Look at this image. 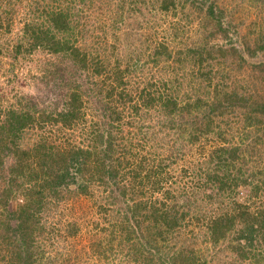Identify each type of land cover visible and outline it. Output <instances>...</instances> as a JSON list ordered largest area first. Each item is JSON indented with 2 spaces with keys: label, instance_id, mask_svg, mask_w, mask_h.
<instances>
[{
  "label": "trees",
  "instance_id": "obj_1",
  "mask_svg": "<svg viewBox=\"0 0 264 264\" xmlns=\"http://www.w3.org/2000/svg\"><path fill=\"white\" fill-rule=\"evenodd\" d=\"M187 1L152 0L153 6L159 2L153 14L178 11ZM44 8L43 21L36 13L37 18L25 22L16 55L23 47L55 55L42 79L66 89L64 102L40 107L30 96L21 100V107L12 102L0 106V225L6 223L10 234L4 237L19 247L15 263L35 264L40 259L33 236L43 225L45 191L59 199L66 188L75 194L98 193L100 209L110 217L108 248L127 247L123 259L131 264H210L209 260H222L220 253L231 256L232 264H264V204H250V197L264 190V96H258L259 87L249 89L251 80L237 77L246 61L240 48L232 45L225 53L223 45L207 38L192 47L172 46L183 31L179 26V32L165 31L151 48V34L145 42L134 31L127 34V43L119 36L110 42L101 30L84 36L88 21L82 19L90 15L88 7L75 13L60 6ZM206 8L218 22L217 33L226 36L221 33L226 31L222 9L213 2ZM257 43L254 53L264 52V34ZM230 54L237 63L225 66ZM188 59L194 70L178 73V64L185 66ZM255 67L264 80V62ZM156 72L165 78L158 80ZM186 122L198 127L185 134ZM150 128V133L144 130ZM208 133L220 144L209 153L206 174L192 182L196 191L191 196L192 184L178 185L169 168ZM152 135L166 140L168 151L152 156L142 152L138 158L134 147H143ZM29 180L37 181L26 185ZM240 193L249 201L239 199ZM185 195L183 204L198 211L205 201L232 198L215 212L196 216L197 224L208 229L214 250L197 246L201 244L194 232L178 244L180 227L193 221L186 219L190 212L179 204V196ZM12 200H18L15 209L10 208ZM145 219L153 222L147 225ZM123 223L127 225L119 230ZM144 228L147 233L140 236Z\"/></svg>",
  "mask_w": 264,
  "mask_h": 264
},
{
  "label": "rangeland",
  "instance_id": "obj_2",
  "mask_svg": "<svg viewBox=\"0 0 264 264\" xmlns=\"http://www.w3.org/2000/svg\"><path fill=\"white\" fill-rule=\"evenodd\" d=\"M202 1L204 4H200V0H188L185 6L179 5L178 11L177 9L170 12L159 11L153 14L155 6L160 1L155 2L153 6L151 4L152 0H0V106L6 107L12 102L15 107H21L23 105L21 100L24 102L30 96L37 98L40 107L45 105L57 107L64 102L62 94L66 92V89L59 88L53 80L50 81V84H47L42 79V74L46 72L49 62L56 60L55 55H50L49 52L41 48L28 51L25 47L22 48L21 53L16 55L17 46L22 42V37L25 35V22L28 19L37 18L34 16L36 13H41L42 18L39 19L43 21V17L46 16L42 11L44 6L45 8L60 6L73 13L81 8L88 7L91 11L90 15L82 19L84 22L88 21V28H86L84 36L90 37L92 31L96 30L98 32V30H101V34L108 36L107 40L110 42H117L116 39L119 36L127 43V34L134 31L142 34L144 40L146 34H151L148 41V46L151 48L154 46L156 39L160 38L165 31L168 34L179 32L177 30V26H179L183 31L176 35L171 43L172 46L178 44L184 48L192 47L197 43H203L206 38L217 46L223 45L225 53L231 51L230 46H238L246 61L243 62V68L240 71L238 70L237 77L241 78L242 82L251 80L252 83L249 89L259 87L261 91H258V96L263 97L264 86L262 85H264V80L262 72L255 69V64L264 62V52L257 51V53H254V50L257 48L258 39L264 34V0ZM210 2L222 9H220L219 14H222L221 22L223 24H221L226 31L222 30L221 33L227 32L226 36L217 33L218 22L207 15L206 7ZM37 7L40 11H35ZM101 18L105 19L106 25H104ZM96 24H100L98 25L100 26L99 29L94 27ZM185 24L186 29H184ZM138 26H141L142 29ZM213 33L215 35H212ZM151 50L145 49L146 53ZM145 56L142 55V57ZM225 58H228L225 66L231 61L234 65L238 60L236 57H232L231 54ZM211 62L216 64L215 60H211ZM184 63L185 66L178 64L180 66L178 73H185L189 68H192L193 61L189 64L188 59ZM195 68H197L196 65ZM155 76L158 80L165 78L159 72H156ZM81 81L80 77L79 82ZM87 84L90 86L89 83ZM193 127L198 126L186 122L182 127V132L188 134V128L194 131ZM144 130L150 133L152 128ZM142 136L143 133L141 132L139 137L142 138ZM159 136L152 135L151 138L144 141L143 147L142 145L134 147V151H138V158H140L142 152L152 156L155 152L168 151L166 140ZM217 144H220V141H218L217 136H214V133L203 135L201 141L189 147L184 156L170 166L169 172L177 179L178 185H184L187 188L189 183L192 184V187H189V191L192 190L191 196L196 191L192 182H195L200 174H206L205 170L208 168L210 159L208 158L209 153ZM11 162L12 159H9L7 166ZM21 180L25 181L23 177ZM36 181L29 180L26 185H33ZM172 181L174 182L173 179ZM63 191L64 195L59 199L56 198L53 192L45 191L48 203L45 204L41 217L43 225H40L39 230L33 236L40 258L35 261V264H131L132 261L123 259L127 247L122 248V250L116 246L113 249L108 248L110 244L107 240L109 236L107 230L110 228V217L107 212H102L100 209L98 193L96 192L95 196H91L84 193H71L66 188ZM242 191L243 188L240 192ZM231 199L226 195L225 199H222L223 201L220 199L211 203L205 201L204 203L207 204H203L202 211H198L192 205L183 204L187 201L186 195L179 196L181 208L186 207L190 212L186 219L193 221L192 223L189 221V225L185 224L180 227V237L182 238L177 240L178 244L181 245L184 242L183 240L191 235V232H194L201 244L197 243V246H203L209 251L214 250L213 242L207 238L206 232L208 229L205 225L197 224L196 216L215 212L220 206L227 205ZM239 199L249 201V197L245 193H240ZM17 201H11V209L17 207ZM255 203L258 206L264 204V190L260 191L259 197H250L252 207L255 206ZM190 215L194 218L190 219ZM151 221L145 219V224L150 225ZM70 222L72 225H70ZM5 224L0 225V264H13L12 262L16 264L15 260L16 262L19 260L16 257L19 247L9 242L8 236L4 237L5 232L10 234ZM122 225H127V223L120 224L118 226L119 230H121ZM147 230L148 228H144L140 236L145 235ZM123 232L120 233V239H124L125 233ZM11 236L15 238L14 232H11ZM143 238L145 237L143 236ZM190 246L195 245L192 243ZM222 255L224 254L220 253V259L222 258V260L216 258L209 260V263L232 264L234 259L231 256L223 258ZM210 256L211 254L209 258H211ZM244 263L239 261L238 264Z\"/></svg>",
  "mask_w": 264,
  "mask_h": 264
}]
</instances>
